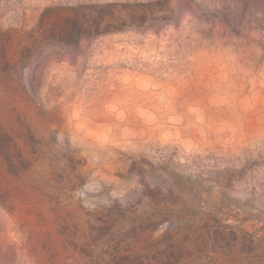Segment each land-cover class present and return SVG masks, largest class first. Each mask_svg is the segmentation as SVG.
I'll return each mask as SVG.
<instances>
[{
	"label": "rangeland",
	"instance_id": "374dc122",
	"mask_svg": "<svg viewBox=\"0 0 264 264\" xmlns=\"http://www.w3.org/2000/svg\"><path fill=\"white\" fill-rule=\"evenodd\" d=\"M0 264H264V0H0Z\"/></svg>",
	"mask_w": 264,
	"mask_h": 264
}]
</instances>
